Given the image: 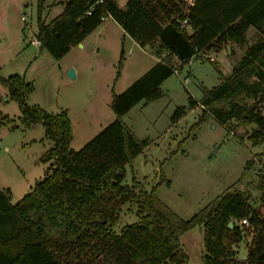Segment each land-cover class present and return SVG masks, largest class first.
<instances>
[{
	"label": "trees",
	"instance_id": "trees-1",
	"mask_svg": "<svg viewBox=\"0 0 264 264\" xmlns=\"http://www.w3.org/2000/svg\"><path fill=\"white\" fill-rule=\"evenodd\" d=\"M39 1L36 36L56 59L107 14L140 46L151 45L158 57L165 52L180 65L213 47L221 50V44L244 46L232 72L218 70L220 82L203 86L202 98L189 96V104L201 105L199 123L208 117L229 128L232 120L254 123L247 138L252 145L264 143V0H195L188 7L185 0H126L124 7L118 0H65L62 12L49 22L41 17ZM184 18L188 27L181 26ZM251 27L256 38L247 44ZM166 58L113 94L115 118L78 150L70 147L72 124L65 110L51 113L29 104L33 86L25 75H0L18 103L22 123H41L53 142L41 156L48 163L43 177L17 202H11L9 190L0 189V264H188L180 235L195 226L204 227L202 264H264V200L254 207L252 196L232 185L184 219L154 189L123 184L125 165L147 141L137 138L122 116L137 102L163 94L161 83L176 69ZM184 113L185 107L177 106L172 122ZM3 120L9 116L0 112V124ZM127 203L136 205L137 220L116 230ZM244 218L253 237L246 257L238 258L234 245L243 237Z\"/></svg>",
	"mask_w": 264,
	"mask_h": 264
},
{
	"label": "rangeland",
	"instance_id": "rangeland-1",
	"mask_svg": "<svg viewBox=\"0 0 264 264\" xmlns=\"http://www.w3.org/2000/svg\"><path fill=\"white\" fill-rule=\"evenodd\" d=\"M118 2L124 7L126 0ZM39 3L0 0V75H25L33 86L27 96L29 104L51 113L67 112L73 150L80 149L115 118L110 106L113 94L122 92L156 59L168 57L178 73L161 83L163 94L148 103L137 102L122 116L135 136L147 141L125 165L123 184L142 185L148 192L154 189L155 195L184 219L232 185L248 192L254 207L263 202L264 143L252 145L247 138L255 124L232 120L231 130L213 117L199 123L201 105L189 104V96L202 98L203 86L212 88L220 82L218 70L225 75L232 72L227 46L221 44V50L213 47L180 65L177 58L163 56L165 52L158 57L151 45L140 46L113 18H107L100 30L87 36L83 47L75 45L56 59L29 42L37 33ZM61 5L60 0H42V19L49 22L61 12ZM256 33L252 27L248 30L247 44ZM231 49L235 60L245 51L236 44ZM70 68L76 70V77L69 75ZM180 105L185 113L172 122L171 116ZM0 112L9 116L0 124V189L9 190L15 203L43 177L48 163L41 156L53 142L41 123H22L18 103L1 83ZM136 220V205L127 203L115 229ZM243 228L241 241L234 245L238 258L246 257L253 237L251 226ZM180 243L189 255L188 264H202L203 226L183 232Z\"/></svg>",
	"mask_w": 264,
	"mask_h": 264
},
{
	"label": "built area",
	"instance_id": "built-area-1",
	"mask_svg": "<svg viewBox=\"0 0 264 264\" xmlns=\"http://www.w3.org/2000/svg\"><path fill=\"white\" fill-rule=\"evenodd\" d=\"M100 1H101V0H100ZM185 1H186V3H187L186 5H187V7H188V6L193 5L195 0H185ZM86 13H87V14H90V13H91V9L87 10ZM107 18H112V17H111L110 15H108V14H107V15H104V16L101 17L102 21L106 20ZM22 20L26 21L25 16H22ZM26 26H29L28 23H26ZM181 26H182V27H188V19H187V18H184V19L182 20V22H181ZM29 42H30V44H33V45L38 46V47H40L41 44H42V43H41V40L38 39L37 36L32 37V38L29 40ZM165 55H166V54L164 53L163 56H165ZM212 59H213V58H212ZM174 73H178V70H177V69H174ZM240 223L243 224V225H245V226H250V223H249V221H248L247 218L242 219V220L240 221Z\"/></svg>",
	"mask_w": 264,
	"mask_h": 264
},
{
	"label": "water",
	"instance_id": "water-1",
	"mask_svg": "<svg viewBox=\"0 0 264 264\" xmlns=\"http://www.w3.org/2000/svg\"><path fill=\"white\" fill-rule=\"evenodd\" d=\"M78 44L80 45V43H78ZM227 54H228V55H231V48H230V45H227ZM230 62H231V64H232V66H235V65H236V61H235V59H234L232 56H230ZM69 75H70L71 77H75V76H76V72H75V70H74L73 68H70V69H69ZM233 225H234V222H233V221H230V222H229V227L232 228Z\"/></svg>",
	"mask_w": 264,
	"mask_h": 264
},
{
	"label": "crops",
	"instance_id": "crops-1",
	"mask_svg": "<svg viewBox=\"0 0 264 264\" xmlns=\"http://www.w3.org/2000/svg\"><path fill=\"white\" fill-rule=\"evenodd\" d=\"M60 2H61V12H62V10H63V8H64V2H65V0H60ZM60 12V13H61ZM114 20V19H113ZM115 21V20H114ZM116 22V21H115ZM117 23V22H116ZM118 24V23H117ZM103 24H101L100 26H98L95 30H93L91 33H93L94 31H96V30H100V28H101V26H102ZM119 25V24H118ZM120 26V25H119ZM91 33H89L87 36H89ZM126 33V32H125ZM127 34V33H126ZM87 36L83 39V41L82 42H80V45L79 44H77V46H79V47H83L84 45H85V39L87 38ZM158 61V59H156L155 60V62L154 63H156ZM75 72H76V70H75ZM76 77V76H75Z\"/></svg>",
	"mask_w": 264,
	"mask_h": 264
}]
</instances>
